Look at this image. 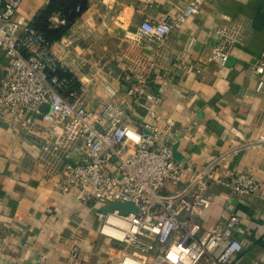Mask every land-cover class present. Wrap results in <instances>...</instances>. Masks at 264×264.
I'll return each instance as SVG.
<instances>
[{
	"label": "crops",
	"instance_id": "obj_1",
	"mask_svg": "<svg viewBox=\"0 0 264 264\" xmlns=\"http://www.w3.org/2000/svg\"><path fill=\"white\" fill-rule=\"evenodd\" d=\"M191 1L200 11L190 15L161 42L144 36V20L173 21ZM49 0H23L16 19L30 23ZM239 23L240 43L226 65L212 56L215 30ZM51 52L73 77V89L86 84L84 103L99 109L105 86L125 96L119 76L128 69L145 73L157 94L154 115L130 99L128 115L167 129L178 160L204 166L228 153L217 177L250 169L262 190L244 199L212 184L215 201L201 220L213 228L231 213L242 219L244 250L240 264L264 257V144H252L264 128V91L257 86L255 64L264 53V0H88L87 9L51 44ZM10 64L0 51V82ZM157 68L159 73L152 71ZM38 130L25 132L0 118V255L1 264H107V240L99 233L104 206L63 193L62 150L57 135L37 119ZM60 131V129H58ZM57 130V131H58ZM68 158H66L67 160ZM80 225L85 242L77 259L70 256Z\"/></svg>",
	"mask_w": 264,
	"mask_h": 264
},
{
	"label": "built area",
	"instance_id": "obj_2",
	"mask_svg": "<svg viewBox=\"0 0 264 264\" xmlns=\"http://www.w3.org/2000/svg\"><path fill=\"white\" fill-rule=\"evenodd\" d=\"M22 2L0 0V51L10 58L0 82V118L29 134L38 130L37 119L59 132L57 145L65 159L59 180L63 193H76L82 202L104 207L115 202L134 204L135 210L103 214L99 233L108 242L103 251L107 264H240L241 217L231 213L211 229L201 218L215 201L212 184L249 199L262 190L260 179L250 169L217 177L218 164L228 153L196 167L190 159L175 158L173 143L164 137L167 129L150 122L134 126L127 109L130 99L152 115L158 100L141 71L128 69L119 76L126 85L125 96L116 98L117 90L106 85L99 109L87 106L86 84L73 89L72 79L60 77L57 73L64 67L51 52V44L30 23L16 19ZM199 11L191 1L173 21L146 19L140 31L161 42ZM52 21L53 26L65 23L58 13ZM241 28L235 22L215 30L212 56L221 65L227 64L232 46L240 43ZM152 71L159 73L157 68ZM255 72L258 89L264 91V53ZM252 144H264V128ZM79 226L74 230L72 259L81 255L86 240ZM261 239L264 243V233ZM247 264H264V257Z\"/></svg>",
	"mask_w": 264,
	"mask_h": 264
},
{
	"label": "trees",
	"instance_id": "obj_3",
	"mask_svg": "<svg viewBox=\"0 0 264 264\" xmlns=\"http://www.w3.org/2000/svg\"><path fill=\"white\" fill-rule=\"evenodd\" d=\"M87 7L88 0H49L30 24L45 37L49 44H52L67 32L69 27ZM56 13L65 19L64 24L53 26L52 16ZM57 74L60 77L72 79L73 83V77L67 71L59 70Z\"/></svg>",
	"mask_w": 264,
	"mask_h": 264
},
{
	"label": "water",
	"instance_id": "obj_4",
	"mask_svg": "<svg viewBox=\"0 0 264 264\" xmlns=\"http://www.w3.org/2000/svg\"><path fill=\"white\" fill-rule=\"evenodd\" d=\"M49 106L48 105H43L42 109L43 110H48ZM114 209H119V210H124V211H131V210H135L136 207L134 206V204L130 203V202H115L112 203L111 205H107L104 207L103 211L107 212V211H111Z\"/></svg>",
	"mask_w": 264,
	"mask_h": 264
}]
</instances>
